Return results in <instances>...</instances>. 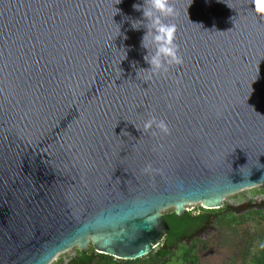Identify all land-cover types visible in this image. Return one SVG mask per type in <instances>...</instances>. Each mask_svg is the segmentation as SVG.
Returning a JSON list of instances; mask_svg holds the SVG:
<instances>
[{"label":"water","instance_id":"1","mask_svg":"<svg viewBox=\"0 0 264 264\" xmlns=\"http://www.w3.org/2000/svg\"><path fill=\"white\" fill-rule=\"evenodd\" d=\"M259 186L264 0H0V264L139 260Z\"/></svg>","mask_w":264,"mask_h":264},{"label":"trees","instance_id":"2","mask_svg":"<svg viewBox=\"0 0 264 264\" xmlns=\"http://www.w3.org/2000/svg\"><path fill=\"white\" fill-rule=\"evenodd\" d=\"M254 193L264 197V187L258 188ZM198 210L187 211L182 217L175 216L173 209L164 211L162 215L168 230L163 242L142 259L117 260L95 253L90 246L87 252L74 248L75 255L68 264L90 263L93 255L96 256L93 264H199L200 244L205 246V242L199 237L191 241L187 239L203 228L208 213L216 216L214 226L220 232L219 236L227 244L232 245L234 242V254L225 264H264V210H251L239 216L228 212L226 208L204 210L200 207ZM62 262L59 260L56 264Z\"/></svg>","mask_w":264,"mask_h":264},{"label":"rangeland","instance_id":"3","mask_svg":"<svg viewBox=\"0 0 264 264\" xmlns=\"http://www.w3.org/2000/svg\"><path fill=\"white\" fill-rule=\"evenodd\" d=\"M264 186L254 187L251 189H245L235 194L228 195L224 198L223 206L233 207L236 205H242L244 201L253 200L256 197L260 201V195H255L254 191ZM201 207L200 203L190 204L187 207L188 211L198 212ZM168 210V209H167ZM166 211V210H165ZM202 232L198 236L202 241L205 242V246L200 244L199 249V264H225L228 262L231 256L234 254L233 243L232 245L227 244L224 238L220 237L219 231H213L211 224L206 229H201ZM226 234V232H225ZM224 234V235H225ZM229 234V233H227ZM233 239V238H232ZM231 239V240H232ZM75 255L74 248L67 250L63 253L58 254L50 264H56L59 260H62V264H68L71 258Z\"/></svg>","mask_w":264,"mask_h":264},{"label":"flooded vegetation","instance_id":"4","mask_svg":"<svg viewBox=\"0 0 264 264\" xmlns=\"http://www.w3.org/2000/svg\"><path fill=\"white\" fill-rule=\"evenodd\" d=\"M260 201H262V200H264V197L262 196V195H260ZM258 198L256 197L255 199H253V200H247V201H244V202H242L243 204H246V205H248V203H254L255 201H258L257 200ZM236 206H239V205H236ZM236 206H233V207H236ZM221 208H226L227 210H228V212H232V213H235V212H233L232 210H229L228 209V207L227 206H223V207H221ZM248 208V207H247ZM251 210H256V211H260V210H264V203H261V204H259L258 205V208H248V209H245V207L243 208V210L239 213V214H236V215H241V214H244V213H246V212H249V211H251ZM215 219H216V216L215 215H212L211 213H208V216H207V220H206V222H205V225L203 226V228L202 229H206L210 224H211V229L213 230V231H217V228L214 226V221H215ZM229 260V259H228ZM227 260V261H228Z\"/></svg>","mask_w":264,"mask_h":264}]
</instances>
